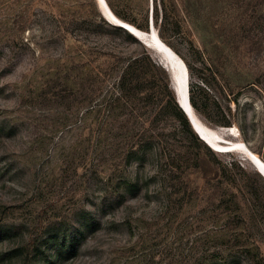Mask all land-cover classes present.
I'll return each mask as SVG.
<instances>
[{
	"label": "rangeland",
	"instance_id": "rangeland-1",
	"mask_svg": "<svg viewBox=\"0 0 264 264\" xmlns=\"http://www.w3.org/2000/svg\"><path fill=\"white\" fill-rule=\"evenodd\" d=\"M110 2L142 36L106 18L98 0H0V264H255L264 257V177L247 155L264 161V0ZM155 3L167 20L154 33L196 74L210 80V67L217 77L206 91L219 107L195 110L199 119L237 142L216 151L193 127L202 143L172 134L169 148L209 153L179 178L150 154L127 157L151 106L100 107L91 95L98 85L85 76L115 56L149 50L176 94L143 29ZM89 13L130 36L93 32ZM223 114L231 134L217 123ZM238 215L244 221L231 229L228 218ZM54 223L71 240L43 239Z\"/></svg>",
	"mask_w": 264,
	"mask_h": 264
},
{
	"label": "trees",
	"instance_id": "trees-1",
	"mask_svg": "<svg viewBox=\"0 0 264 264\" xmlns=\"http://www.w3.org/2000/svg\"><path fill=\"white\" fill-rule=\"evenodd\" d=\"M110 7L113 8L110 0H107ZM153 22L155 25L160 24L162 21H166L164 18L159 17V8L157 3L153 6ZM116 12V11H115ZM117 13V12H116ZM164 19V20H163ZM88 27L93 32L98 34H110L119 33V30L124 31L130 36L126 30L120 26H116L110 23H102L92 13L87 14L84 18ZM175 24L179 25V21L175 20ZM142 28V26H139ZM143 29H149V20L147 19ZM189 72V100L198 113H202L205 109L219 107V104L215 101H210L208 91L206 88L212 87L213 80L217 82V77L213 70L208 67V73L210 80L202 74L195 73V69L186 64ZM86 79L92 83H96L98 88L91 91V95L97 96L100 100L98 105L104 107L107 110H116L117 105L127 106L128 101H137L143 106L150 105L151 108L147 117L146 122H142L141 126L137 130L140 131L137 136L138 147L133 146L129 143V154L128 159H131L134 154L141 158L150 154V157L158 162H163L167 165V173L170 178L182 177L186 170L194 167L205 160L209 153H201L199 150L195 151L192 148H169V138L172 134H180L181 132L192 138L193 141H202L198 138L192 126L180 107L176 94L170 84L169 74L166 69L158 63V61L151 55L149 50H143L135 56H129L126 59H122L121 56H115L114 60L108 61L100 69L87 68L85 72ZM91 96V97H92ZM130 107L127 106V109ZM129 112H133L131 107ZM170 120H175L178 124L177 129H166L165 124ZM219 125L230 126L231 118L226 114H223V118L217 122ZM130 142V139L128 140ZM133 142V143H135ZM145 145L143 146V144ZM131 145V147H130ZM134 147V148H133ZM207 150L213 153L212 149L205 145ZM217 171V170H215ZM217 176L224 177L223 172L217 171ZM123 181V180H122ZM121 181V182H122ZM128 187H132L134 182L130 179L123 181ZM220 205L224 207L228 212L231 210V197L223 196L220 199ZM244 219L242 216H236L228 218V225L231 229H237L243 223ZM50 229V230H49ZM43 239L46 241L52 240L55 243L64 244L69 239L71 240L72 235L68 234L66 230L60 226L59 223H54V227H46ZM46 235L47 238H44ZM240 240V238H237ZM37 238L31 240V245H37ZM246 245V243H244ZM255 264H264V257L259 253L255 256Z\"/></svg>",
	"mask_w": 264,
	"mask_h": 264
},
{
	"label": "bare ground",
	"instance_id": "bare-ground-1",
	"mask_svg": "<svg viewBox=\"0 0 264 264\" xmlns=\"http://www.w3.org/2000/svg\"><path fill=\"white\" fill-rule=\"evenodd\" d=\"M100 9H101V7H100ZM101 11H102V9H101ZM105 17L108 18V19H110L113 23H116V24L121 23V21H119V22L115 21V19L113 17H111L110 15H106ZM135 34L134 35L135 36H138V37L139 36H142L141 34H138V33H135ZM150 37H151L150 40L152 42V45L158 51L161 52V54L163 55V58L166 61L167 68L170 70V72H172L174 74L175 91H176L177 96L181 100L185 101V98H186V83L189 84V76L187 77V80H186L185 75H183V78L182 77L180 78V74L182 73V69L185 71V67H184V64H183L184 61L182 62L180 56L170 46H168L165 42H163L160 39V37H158L155 33H154L153 36L150 35ZM188 88H189V85H188ZM194 110H193V112H194ZM194 116H195V118H194V124H195V128L198 130V132L202 135V137L204 139L208 140L210 143H212L214 145H217L219 143V140H217L214 137L213 130L209 129L208 127H206L201 122L202 120L199 119L196 111L194 112ZM230 128L233 129V127H231V126H230ZM224 129H227V128H224ZM229 134H231V133H229ZM229 142H231V141H229ZM229 142H223V144H222V142H220V143H221V146H229V145H231V143H229ZM235 143H237V142H233L232 144H235ZM216 151H218V150H216ZM247 156L251 160V162L254 164V166L256 167V169L264 177V161L262 160V158H260L259 156H257L255 154V152H254V154L249 152Z\"/></svg>",
	"mask_w": 264,
	"mask_h": 264
},
{
	"label": "water",
	"instance_id": "water-1",
	"mask_svg": "<svg viewBox=\"0 0 264 264\" xmlns=\"http://www.w3.org/2000/svg\"><path fill=\"white\" fill-rule=\"evenodd\" d=\"M99 1V5L102 9V12L103 14L106 16V15H110L111 17H113L115 19V21L119 22L121 21V23H118L119 25H121L122 27H124L125 29H127L128 31L132 32L133 34L135 33H138V34H141V31L139 29H137L134 25H132L131 23L125 21V20H122V19H119L114 13L113 11L111 10V8L109 7V5L107 4L106 0H98ZM129 27V28H128ZM153 28H154V22H153V17L151 16L150 19H149V36L150 35H154V31H153ZM155 34L157 35V33L155 32ZM136 35V34H135ZM182 60V59H181ZM183 62V60H182ZM184 64V67H185V71H183L181 74H180V78L182 77L183 78V75H185L186 77V80H187V70H186V66H185V63L183 62ZM168 69V68H167ZM169 70V69H168ZM170 71V70H169ZM171 75L174 79V74L171 72ZM175 81V79H174ZM188 83H186V98H185V101L181 100L178 96L177 98V101L180 105V107L182 108V110L184 111V113L186 114L191 126L194 128V130L198 133V135L204 139L202 137V135L198 132V130L195 128V124H194V107L192 106L190 100H189V88H188ZM175 87V86H174ZM194 110V112H193ZM224 128H227V129H224L227 133H232L233 132V129L230 128V126H227V127H224ZM217 140H219V143L217 145H214L212 143H210L208 140L204 139L213 149L215 150H218V151H227V150H230L232 148L235 147V144H232L229 145V146H221V143L220 142H224V138L223 137H220V136H214Z\"/></svg>",
	"mask_w": 264,
	"mask_h": 264
}]
</instances>
